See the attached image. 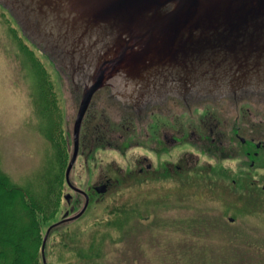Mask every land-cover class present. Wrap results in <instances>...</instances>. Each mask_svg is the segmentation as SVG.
<instances>
[{
    "label": "rangeland",
    "instance_id": "1",
    "mask_svg": "<svg viewBox=\"0 0 264 264\" xmlns=\"http://www.w3.org/2000/svg\"><path fill=\"white\" fill-rule=\"evenodd\" d=\"M35 46L25 40L8 13L0 8V172L15 184L31 183L33 187L37 186L34 178L45 170L53 155L51 142L43 134L47 128L45 113L55 114L51 119L60 129L59 135L64 138L69 156L79 100L70 77ZM34 62L40 65L41 75L50 86L54 108L41 93ZM97 98L100 100L94 102V109L111 117L108 93L106 103L103 95ZM199 102L202 101L196 102L197 106L202 104ZM130 155L100 150L93 153V162L87 163L81 156L70 181L89 195L93 193L89 182L95 181L97 172L114 176L125 167ZM174 187L119 184L111 187L101 200L90 196L91 207L84 217L56 228L63 235L80 232L76 238L79 242L72 245L73 251L55 248L59 242L49 243V250L44 253L46 263L264 264V192L261 189L240 185L211 189ZM66 193L72 195L71 203L67 205L63 201L54 223L67 211L71 217L83 206L81 195L71 192L67 186L63 195ZM242 193L244 196L239 200L237 197ZM114 206H123L126 210L120 217L121 228L95 231L92 224L104 214L106 207ZM228 217L235 222L229 223ZM102 234L103 240L91 253L89 245L94 237L100 238Z\"/></svg>",
    "mask_w": 264,
    "mask_h": 264
},
{
    "label": "water",
    "instance_id": "2",
    "mask_svg": "<svg viewBox=\"0 0 264 264\" xmlns=\"http://www.w3.org/2000/svg\"><path fill=\"white\" fill-rule=\"evenodd\" d=\"M24 35L81 94L73 154L92 96L104 87L127 111L168 97L196 103L264 93V0H0ZM193 98V99H188ZM198 99V100H195ZM200 99V100H199ZM103 194L106 187L96 188ZM71 196L66 195L69 203ZM88 205V198L80 213ZM70 220V219H69ZM51 228L42 243L44 247Z\"/></svg>",
    "mask_w": 264,
    "mask_h": 264
},
{
    "label": "flooded vegetation",
    "instance_id": "3",
    "mask_svg": "<svg viewBox=\"0 0 264 264\" xmlns=\"http://www.w3.org/2000/svg\"><path fill=\"white\" fill-rule=\"evenodd\" d=\"M108 92L102 89L94 94L83 117L78 156L70 176L81 156L87 163L93 162V153L100 150L132 155L127 156L125 167L114 176L97 172L95 181L90 180L93 193L89 196L96 201L102 198L95 188L105 186L109 191L119 184H167L174 189L197 185L204 189L208 185L262 188L264 93L242 92L216 101H202L199 106L170 98L163 105L135 112H126L110 100L109 117L94 109V102L100 100L97 96L103 95L105 99ZM80 95L75 92L78 98ZM47 101L55 107L50 94ZM200 109L202 114L193 113Z\"/></svg>",
    "mask_w": 264,
    "mask_h": 264
},
{
    "label": "trees",
    "instance_id": "4",
    "mask_svg": "<svg viewBox=\"0 0 264 264\" xmlns=\"http://www.w3.org/2000/svg\"><path fill=\"white\" fill-rule=\"evenodd\" d=\"M39 66L38 63L34 62L33 68L40 77V90L46 99L49 95L50 86L45 81V77L41 75ZM52 116L54 115H51L50 112L45 113L47 128L43 134L51 142L53 157L46 164L45 170L34 178L37 179L35 180L37 186L33 187L31 183L26 186L15 184L0 172V264H43L42 242L47 229L55 224L54 221L64 201L63 190L66 187L64 173L68 160L64 138L59 135L60 129L51 119ZM50 119L53 122L52 125H50ZM192 187H200V185ZM207 187L211 189L215 186H205V188ZM242 197L239 195L237 198L241 200ZM90 207L91 204L83 217L88 213ZM124 209L123 206L106 207L104 214L92 224V227H95V231L103 229L110 231V229L121 228L122 220L120 217L126 212ZM57 227H54L49 233L44 249L45 254L49 250V243L59 242L57 245L55 244V248L73 251L72 245L79 242L76 238L80 232L58 234ZM74 231H79V229ZM82 233L84 232L82 231ZM103 234L100 238L94 237L89 245V249L92 250L91 253L100 245Z\"/></svg>",
    "mask_w": 264,
    "mask_h": 264
}]
</instances>
